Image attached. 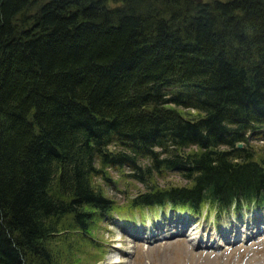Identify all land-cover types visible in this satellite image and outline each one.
Returning a JSON list of instances; mask_svg holds the SVG:
<instances>
[{"label":"trees","instance_id":"1","mask_svg":"<svg viewBox=\"0 0 264 264\" xmlns=\"http://www.w3.org/2000/svg\"><path fill=\"white\" fill-rule=\"evenodd\" d=\"M247 132L264 139V0H0V264H51L54 220L111 211L107 167L193 182L140 205L264 198Z\"/></svg>","mask_w":264,"mask_h":264},{"label":"rangeland","instance_id":"2","mask_svg":"<svg viewBox=\"0 0 264 264\" xmlns=\"http://www.w3.org/2000/svg\"><path fill=\"white\" fill-rule=\"evenodd\" d=\"M176 109L187 118H195L200 115L194 109L181 107ZM250 138L253 139L250 140ZM245 146L254 154V160L261 161L264 158V141L255 139V136H249L248 142L242 144V147ZM184 150L185 152H194L197 148L189 146ZM124 171L128 172V169L125 168ZM105 172L92 176V185L114 202L116 208L121 210L119 215H126L125 208H131L130 199H133L132 196L150 191L149 187L168 189L192 184L176 172L154 175L149 180V187L124 178L120 172L114 170ZM103 174H105L107 182L102 179ZM57 194L59 195V191ZM131 210L133 211L132 215L143 211L136 208H131ZM53 222L56 223V233L51 236L50 244H48L52 253L51 264H254L258 260V256L264 253V244L252 245L248 249L239 247L234 251L226 250L222 256H215L211 251L194 252L184 241L149 246L145 242L136 241L124 234L122 230L131 231L132 223L129 225L126 220L118 219L117 216L114 217V221L106 222L95 219V222H89V230L86 228V231H89V237L78 228L71 215L57 218ZM220 222L221 232L226 234L227 229L231 231L232 223L227 225V219ZM193 226L194 224H191V227ZM160 234L162 235L161 232ZM234 237L235 233H233ZM226 238V236L219 237L221 241ZM261 249L263 251H260ZM126 251L131 252L127 253ZM130 254H134L133 259L129 257ZM246 258L250 262L247 263Z\"/></svg>","mask_w":264,"mask_h":264},{"label":"bare ground","instance_id":"3","mask_svg":"<svg viewBox=\"0 0 264 264\" xmlns=\"http://www.w3.org/2000/svg\"><path fill=\"white\" fill-rule=\"evenodd\" d=\"M98 167H99V170H100V165L98 164ZM165 168L162 167V168H159V170H164Z\"/></svg>","mask_w":264,"mask_h":264},{"label":"water","instance_id":"4","mask_svg":"<svg viewBox=\"0 0 264 264\" xmlns=\"http://www.w3.org/2000/svg\"><path fill=\"white\" fill-rule=\"evenodd\" d=\"M195 1H197L198 3H200V2H201V0H195Z\"/></svg>","mask_w":264,"mask_h":264}]
</instances>
